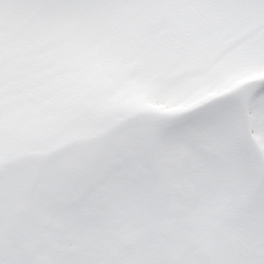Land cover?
<instances>
[{
  "label": "snow or ice",
  "instance_id": "snow-or-ice-1",
  "mask_svg": "<svg viewBox=\"0 0 264 264\" xmlns=\"http://www.w3.org/2000/svg\"><path fill=\"white\" fill-rule=\"evenodd\" d=\"M0 264H264V0H0Z\"/></svg>",
  "mask_w": 264,
  "mask_h": 264
}]
</instances>
